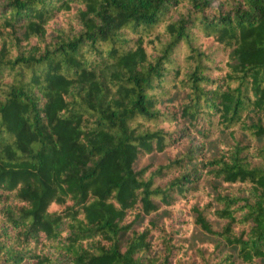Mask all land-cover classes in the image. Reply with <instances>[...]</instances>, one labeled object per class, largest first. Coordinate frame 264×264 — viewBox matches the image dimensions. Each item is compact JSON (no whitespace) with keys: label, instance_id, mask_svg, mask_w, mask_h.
<instances>
[{"label":"trees","instance_id":"obj_1","mask_svg":"<svg viewBox=\"0 0 264 264\" xmlns=\"http://www.w3.org/2000/svg\"><path fill=\"white\" fill-rule=\"evenodd\" d=\"M0 264H264V0H0Z\"/></svg>","mask_w":264,"mask_h":264},{"label":"rangeland","instance_id":"obj_2","mask_svg":"<svg viewBox=\"0 0 264 264\" xmlns=\"http://www.w3.org/2000/svg\"><path fill=\"white\" fill-rule=\"evenodd\" d=\"M182 213L180 211L176 212H167L162 211L161 213L153 216L154 221L157 223H162L166 219H171L176 221L179 217H181ZM186 242L188 251L193 252L197 247H199L202 244L212 242L211 238L202 233L199 230H193V232L185 239L183 240Z\"/></svg>","mask_w":264,"mask_h":264}]
</instances>
